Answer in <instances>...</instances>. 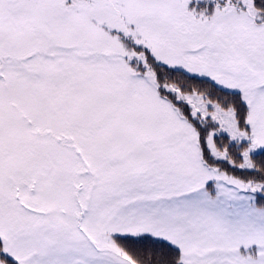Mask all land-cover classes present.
<instances>
[{"label": "snow or ice", "instance_id": "snow-or-ice-1", "mask_svg": "<svg viewBox=\"0 0 264 264\" xmlns=\"http://www.w3.org/2000/svg\"><path fill=\"white\" fill-rule=\"evenodd\" d=\"M0 264H264V0H0Z\"/></svg>", "mask_w": 264, "mask_h": 264}]
</instances>
